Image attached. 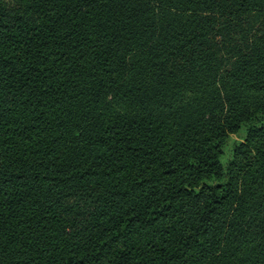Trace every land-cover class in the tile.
Segmentation results:
<instances>
[{
	"label": "trees",
	"instance_id": "16d2710c",
	"mask_svg": "<svg viewBox=\"0 0 264 264\" xmlns=\"http://www.w3.org/2000/svg\"><path fill=\"white\" fill-rule=\"evenodd\" d=\"M0 264H264V0H0Z\"/></svg>",
	"mask_w": 264,
	"mask_h": 264
},
{
	"label": "rangeland",
	"instance_id": "374dc122",
	"mask_svg": "<svg viewBox=\"0 0 264 264\" xmlns=\"http://www.w3.org/2000/svg\"><path fill=\"white\" fill-rule=\"evenodd\" d=\"M244 135V132L241 131L239 132L238 134H232L228 141L226 142V145L224 147V156L222 157L223 159V162L227 163L231 157H232V153H233V148H234V145L241 140V138L243 137Z\"/></svg>",
	"mask_w": 264,
	"mask_h": 264
}]
</instances>
